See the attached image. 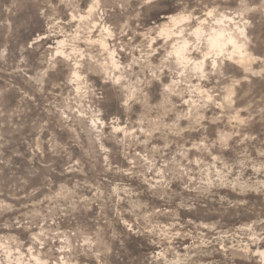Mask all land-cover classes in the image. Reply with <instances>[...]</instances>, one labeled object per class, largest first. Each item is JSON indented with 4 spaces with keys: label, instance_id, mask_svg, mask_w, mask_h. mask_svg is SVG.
<instances>
[{
    "label": "rangeland",
    "instance_id": "rangeland-1",
    "mask_svg": "<svg viewBox=\"0 0 264 264\" xmlns=\"http://www.w3.org/2000/svg\"><path fill=\"white\" fill-rule=\"evenodd\" d=\"M0 264H264V0H0Z\"/></svg>",
    "mask_w": 264,
    "mask_h": 264
},
{
    "label": "bare ground",
    "instance_id": "bare-ground-1",
    "mask_svg": "<svg viewBox=\"0 0 264 264\" xmlns=\"http://www.w3.org/2000/svg\"><path fill=\"white\" fill-rule=\"evenodd\" d=\"M215 42H216V43L218 42V38L215 39Z\"/></svg>",
    "mask_w": 264,
    "mask_h": 264
}]
</instances>
